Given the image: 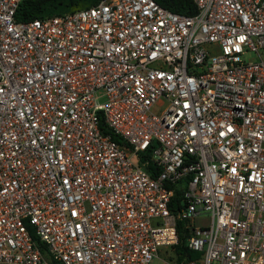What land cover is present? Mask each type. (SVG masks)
Wrapping results in <instances>:
<instances>
[{"label": "built area", "instance_id": "built-area-1", "mask_svg": "<svg viewBox=\"0 0 264 264\" xmlns=\"http://www.w3.org/2000/svg\"><path fill=\"white\" fill-rule=\"evenodd\" d=\"M21 1L0 0V264H151L178 220L185 264H264V0Z\"/></svg>", "mask_w": 264, "mask_h": 264}, {"label": "trees", "instance_id": "trees-1", "mask_svg": "<svg viewBox=\"0 0 264 264\" xmlns=\"http://www.w3.org/2000/svg\"><path fill=\"white\" fill-rule=\"evenodd\" d=\"M100 0H22L15 12V19L17 21H28L35 18L44 16L58 15L70 13L78 9L87 8L95 5ZM160 6L172 12L193 15L196 13L197 8L193 0H154ZM104 133L111 134L112 138L119 141V137L113 134L105 125L101 126ZM182 183L179 181L174 185V194L172 202L178 204L182 194ZM173 205V208L176 207ZM178 243L173 246L172 250L175 251L178 264H185L189 260L196 259L199 254L187 248L186 240L189 236V231L185 227V222L177 221Z\"/></svg>", "mask_w": 264, "mask_h": 264}, {"label": "rangeland", "instance_id": "rangeland-1", "mask_svg": "<svg viewBox=\"0 0 264 264\" xmlns=\"http://www.w3.org/2000/svg\"><path fill=\"white\" fill-rule=\"evenodd\" d=\"M246 57L250 58L252 56L247 55ZM151 264H178L176 253L172 249L161 247L157 257L152 259Z\"/></svg>", "mask_w": 264, "mask_h": 264}]
</instances>
